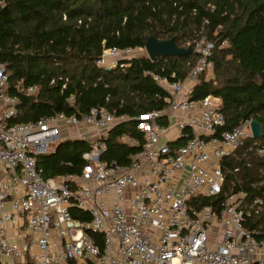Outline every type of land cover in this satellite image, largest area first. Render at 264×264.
<instances>
[{
  "label": "built area",
  "instance_id": "2783aa9c",
  "mask_svg": "<svg viewBox=\"0 0 264 264\" xmlns=\"http://www.w3.org/2000/svg\"><path fill=\"white\" fill-rule=\"evenodd\" d=\"M191 45L196 59L183 80L151 73L167 93L166 108L135 117L144 141L124 164L102 159L108 130L125 119L103 106L9 123L16 98L4 91L8 76L0 61V264H264V241L255 236L261 230L247 227L263 200L224 190L223 160L251 136L252 118L224 129L220 98L189 99L213 68L214 42L203 36ZM144 51L103 48L95 64L110 68ZM170 113L178 115V145L160 140L169 127L157 119ZM69 128L76 130L68 134ZM66 137L89 142L87 163L80 173L45 177L37 158ZM219 194L218 205L201 204ZM72 206L89 220L74 218Z\"/></svg>",
  "mask_w": 264,
  "mask_h": 264
},
{
  "label": "trees",
  "instance_id": "16d2710c",
  "mask_svg": "<svg viewBox=\"0 0 264 264\" xmlns=\"http://www.w3.org/2000/svg\"><path fill=\"white\" fill-rule=\"evenodd\" d=\"M218 26L222 28L215 31ZM201 29L214 42V77L203 73L189 99L220 98L224 129L247 118L263 126L262 136L245 138L223 160V168L224 190L232 186L233 191L243 190L248 201L263 200L258 217L247 227L260 229L255 236L264 241V0H5L0 5V61L8 76L4 91L16 98L9 123L59 112L81 116L90 107L103 106L125 119L108 130L102 159L127 163L144 141L135 117L166 108L167 93L151 73L183 80L196 58L171 55L152 61L144 51L110 68L95 60L103 48H144L150 35L160 40L174 36L179 46L193 44ZM157 121L166 124L164 116ZM122 136L138 144L122 141ZM88 150V141L66 137L37 163L45 177L77 174L87 163L82 155ZM234 167L239 169L236 175ZM223 198L203 197L201 204L218 205ZM69 210L74 218H90L82 209Z\"/></svg>",
  "mask_w": 264,
  "mask_h": 264
},
{
  "label": "water",
  "instance_id": "95a60500",
  "mask_svg": "<svg viewBox=\"0 0 264 264\" xmlns=\"http://www.w3.org/2000/svg\"><path fill=\"white\" fill-rule=\"evenodd\" d=\"M144 50L149 59L154 61L158 56H181L187 54H193V47L191 44L184 46H179L175 40V37L172 36L169 39H157L156 37L150 35L147 37ZM251 127V136L254 138H259L263 134L262 123L252 118L250 122Z\"/></svg>",
  "mask_w": 264,
  "mask_h": 264
},
{
  "label": "crops",
  "instance_id": "0c3cea01",
  "mask_svg": "<svg viewBox=\"0 0 264 264\" xmlns=\"http://www.w3.org/2000/svg\"><path fill=\"white\" fill-rule=\"evenodd\" d=\"M177 117L178 115L175 113H172V115L170 113V115L165 116L166 124L164 125H167L169 128L165 133L161 135V138H160L161 142L168 141L169 143H172L173 145H178L177 141L180 138L176 139L177 137V128H176Z\"/></svg>",
  "mask_w": 264,
  "mask_h": 264
},
{
  "label": "rangeland",
  "instance_id": "374dc122",
  "mask_svg": "<svg viewBox=\"0 0 264 264\" xmlns=\"http://www.w3.org/2000/svg\"><path fill=\"white\" fill-rule=\"evenodd\" d=\"M203 30L201 29V30H199L197 33H195V35L193 36V38H194V41H198V40H200L203 36H205V34H203V32H202ZM190 44V43H189ZM189 44H187V45H189ZM146 53V52H145ZM207 73V76L209 77H214V72H213V70H211V71H208V72H206ZM75 130L76 129H74V128H69V129H67V130H65V132L67 131V133L69 134V132H71V131H74L75 132ZM73 132V133H74ZM72 133V132H71ZM72 133V134H73Z\"/></svg>",
  "mask_w": 264,
  "mask_h": 264
}]
</instances>
